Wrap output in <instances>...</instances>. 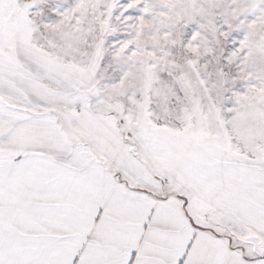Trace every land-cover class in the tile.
<instances>
[{
  "label": "snow or ice",
  "instance_id": "1",
  "mask_svg": "<svg viewBox=\"0 0 264 264\" xmlns=\"http://www.w3.org/2000/svg\"><path fill=\"white\" fill-rule=\"evenodd\" d=\"M0 264H264V0H0Z\"/></svg>",
  "mask_w": 264,
  "mask_h": 264
}]
</instances>
